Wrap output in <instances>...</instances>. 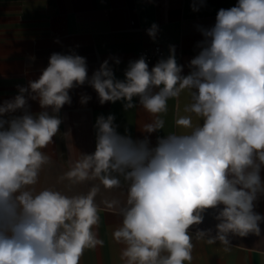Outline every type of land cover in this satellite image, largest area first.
<instances>
[{"label": "clouds", "instance_id": "9594fccd", "mask_svg": "<svg viewBox=\"0 0 264 264\" xmlns=\"http://www.w3.org/2000/svg\"><path fill=\"white\" fill-rule=\"evenodd\" d=\"M157 28L148 29L153 40ZM202 34V50L190 61L188 75H182L170 46L168 58L151 70L144 57L130 61L124 80L115 78L107 60L88 80L86 58L53 53L39 79L29 82L31 98L54 113L71 103L69 90L86 80L102 105L124 100L128 109L138 96L156 116L143 126L147 133L164 127L157 114L166 113L168 100L187 90L191 102L184 111L190 115L175 123L190 132L158 138L150 149L147 138L119 135L113 115L100 116L95 152L82 154L66 173L73 183L98 180L106 189L120 188V177L128 183L123 205L106 202L122 216L113 238L125 245L126 264L190 262L189 228L203 222L206 209L221 205L209 243L218 240L227 247L229 234L260 235L264 217L253 209L264 192V0H238L220 9L214 27ZM19 92L0 106V117L25 107L28 89ZM191 114L203 119L202 126L193 125ZM61 122L47 111L0 119V264H79L86 248L102 243L93 230L99 222L98 186L75 196L30 187L49 162L42 149L53 142ZM206 236L205 230L198 233Z\"/></svg>", "mask_w": 264, "mask_h": 264}, {"label": "crops", "instance_id": "0c3cea01", "mask_svg": "<svg viewBox=\"0 0 264 264\" xmlns=\"http://www.w3.org/2000/svg\"><path fill=\"white\" fill-rule=\"evenodd\" d=\"M237 3L238 0H0V106L20 94V88L28 89L24 93L25 107L5 113L0 119L10 121L25 114L35 117L47 111L62 121L53 142L42 149L49 162L43 165L37 184L30 187L36 192L57 190L67 196L87 194L94 185L99 187L95 196L99 222L93 230L102 243L86 248L79 264H126L122 255L125 245L113 238L122 216L119 207L109 208L106 202L118 200L123 205L128 183L120 177V188L106 189L98 180L73 183L66 177L82 154L95 152L98 117L113 115V126L119 135L130 136L133 141L147 138L150 149L157 146L158 138L191 131L175 123L178 117L190 115L184 111L191 102L187 90L168 100L166 113L157 114L164 120V127L147 133L143 126L156 116L143 108L138 96L133 97L132 108L125 109L124 100L102 105L88 80L106 60L115 78L124 80L129 62L140 58V50L155 44L162 46L164 55L152 63L146 62L149 70L159 60L167 59L170 46H174L177 64L183 66L182 75H188L190 61L202 50V30L214 27L220 9ZM153 24L158 26L155 40L148 35ZM53 53L86 58L88 73L83 85L69 90L71 103L58 113L51 107L41 108L39 99L31 98L34 93L29 87V82L37 81L49 66ZM84 96L90 97L86 103L81 102ZM191 115L193 125L202 126L203 119ZM260 177L264 184V166ZM220 208L206 209L203 222L189 228L192 260L185 264H264V220L259 223L260 235L229 234L227 247L218 240L208 242L209 236L216 235ZM253 210L264 217V192L257 194ZM201 230L207 231L208 236L198 238Z\"/></svg>", "mask_w": 264, "mask_h": 264}, {"label": "built area", "instance_id": "2783aa9c", "mask_svg": "<svg viewBox=\"0 0 264 264\" xmlns=\"http://www.w3.org/2000/svg\"><path fill=\"white\" fill-rule=\"evenodd\" d=\"M164 55V49L160 44L139 51L138 56L144 57L147 63H152Z\"/></svg>", "mask_w": 264, "mask_h": 264}]
</instances>
